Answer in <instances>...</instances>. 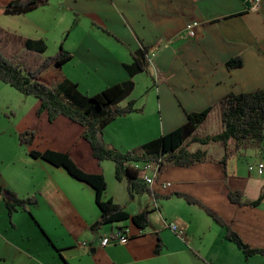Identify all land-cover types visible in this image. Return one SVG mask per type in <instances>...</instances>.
<instances>
[{"label":"crops","instance_id":"0c3cea01","mask_svg":"<svg viewBox=\"0 0 264 264\" xmlns=\"http://www.w3.org/2000/svg\"><path fill=\"white\" fill-rule=\"evenodd\" d=\"M13 1L0 0V49L6 54L23 51L28 40H45L46 54L51 46L58 52L64 49L72 56L64 66L65 77L88 96L133 82L131 95L119 106L134 100L143 113L121 117L105 128L106 142L121 152L179 128L188 113L212 109L203 126L212 117L221 125L219 103L224 97L264 90V0L258 7L254 0H50L28 14L7 15ZM191 24L197 25L195 38L189 36ZM143 48L149 69L132 76L128 67L133 54ZM236 57H241L242 66L228 70L225 64ZM15 92L17 102L24 104L18 114L23 112V120L35 126L23 129L13 123L17 113L0 119V186L20 199L33 196L37 204L10 214L9 196L0 197L2 264H264L262 255L247 259L201 206L178 196L197 199L246 244L264 249V168L259 173L264 153L247 151L224 167L221 145L223 151L214 156L202 150L208 161L191 167L166 165L154 195L131 199L127 184L126 189L117 186L121 192H108L103 163L84 165L92 152L81 127L73 129L76 124L63 117L50 123L47 112L38 114L39 100ZM27 130L37 134L31 148L20 143V134ZM42 140L45 146L38 150ZM48 149L68 153L82 168L102 174L108 182L106 198L131 217L149 210L151 226L141 230L131 219L99 224L102 212L93 188L64 168L29 155L31 150ZM168 183L170 187L163 186ZM235 191L249 201L263 200L256 207H241L229 199ZM168 224L177 225L184 237ZM119 228L130 230L128 244L102 247L100 241ZM159 244L162 251L156 254Z\"/></svg>","mask_w":264,"mask_h":264},{"label":"trees","instance_id":"16d2710c","mask_svg":"<svg viewBox=\"0 0 264 264\" xmlns=\"http://www.w3.org/2000/svg\"><path fill=\"white\" fill-rule=\"evenodd\" d=\"M50 0H16L6 7L7 15H23L32 12ZM45 40H28L23 51L16 55H8L0 49V82L14 88L27 97L40 101L38 114L48 113L49 122L63 117L83 129L82 138L90 145L93 158L99 163L111 161L115 164V177L118 182L127 184L129 197L134 199L140 194L154 195L153 191L141 179L140 172L149 163L162 160L161 171L166 165L191 167L209 160L206 151H190L189 146L199 144L208 146L219 144L224 149L221 164L226 167L227 161L240 156L247 151L264 153V90L249 93L229 94L219 103L222 130L213 136L199 137L197 131L203 125L212 109L200 113H188L187 122L179 128L128 152H121L111 147L105 140V128L118 118L138 113L144 109L138 108L134 100L124 107L119 104L129 98L134 84L129 81L109 87L102 92L88 96L79 91L78 86L69 81L64 74V66L72 58L71 54L61 49L53 56H47ZM241 57L229 60L225 67L228 70L240 68ZM148 51L146 48L133 54V63L128 67L132 76L149 69ZM37 140L34 131H24L20 134V143L31 148ZM29 155L41 159L55 167L64 168L71 177L89 185L96 193V203L102 212L101 225L132 220L133 224L146 230L151 226L150 211L145 210L135 216H130L121 205L113 199H107L108 184L102 174L92 173L82 168L73 157L61 151L52 149L43 152L31 150ZM142 163V168L134 165ZM9 196L7 208L12 214L18 209L28 211V207L36 205L35 197L20 199L12 192L0 186V197ZM156 196V195H155ZM187 202L201 206L205 212L226 230V239L234 243L247 259L264 256V249H256L246 244L241 236L218 213L204 206L197 199L178 194ZM157 198V197H156ZM231 203L241 207H256L263 200H246L241 191L231 192ZM162 244L155 253L160 254ZM2 264V260H0Z\"/></svg>","mask_w":264,"mask_h":264},{"label":"rangeland","instance_id":"374dc122","mask_svg":"<svg viewBox=\"0 0 264 264\" xmlns=\"http://www.w3.org/2000/svg\"><path fill=\"white\" fill-rule=\"evenodd\" d=\"M68 28V27H66ZM68 29H65V31H63V34L66 33ZM59 34H60V30H58L57 32V38H59ZM58 49L55 48V46H51L50 49H49V52L46 54V55H49V54H56L58 51ZM53 56V55H51ZM0 92H2L4 89H9V91L11 92H3V93H0V119H3L5 117V115H7L8 117L10 118H13V115L12 114H18V109L23 107L24 104L22 102H17V92H15V90L11 89L8 85L0 82ZM8 100H12L13 103H8ZM32 103H36V100L32 99L31 100ZM20 112V111H19ZM22 113L23 112H20L18 114V116H16V118L13 119V123H14V120H16V124L18 125L19 124V127L23 128V129H26V128H30L32 126V128L35 126L33 121H27L25 122L22 118ZM133 114H138V113H133ZM20 116V118H19ZM119 119V118H118ZM218 118H215V117H212L210 119V121L205 124L204 126L201 125V127L198 129L197 131V135L199 137H205L206 135L209 136V135H215V134H218L220 131H221V125L219 124V120H217ZM116 121V120H115ZM36 123H38V118H37V121H35ZM28 124V125H26ZM33 124V125H32ZM70 122H67V125L70 126ZM74 127L73 129H78V131H80V126L78 125H74L72 126ZM74 133L75 130H73ZM104 134H105V131H104ZM45 146V142L42 140L38 143L37 145V149L38 150H41L43 147ZM189 150L194 152L196 150H207L209 152L210 155H216L218 151H223L222 148L220 147L219 144H215V145H211V146H207V147H204V146H201L199 144H193V145H190L189 146ZM91 158L88 159V163H85L84 165L85 166H90V165H96L98 162L93 160L92 156H90ZM103 165H104V169L108 175V178H109V190L108 192L111 193V194H115L116 190L117 192H121L117 189V186L118 187H124V189H126V183L123 182H118L116 180V177H115V164L111 161H105L103 162ZM110 167L109 168H107ZM136 168H142V163H137L134 165ZM96 167V166H95ZM90 168V167H88ZM110 175V176H109ZM107 181V180H106ZM108 184V182H107Z\"/></svg>","mask_w":264,"mask_h":264},{"label":"built area","instance_id":"2783aa9c","mask_svg":"<svg viewBox=\"0 0 264 264\" xmlns=\"http://www.w3.org/2000/svg\"><path fill=\"white\" fill-rule=\"evenodd\" d=\"M260 0H254L255 7L259 6ZM196 24H191L189 25L188 32L189 36L191 38L196 37ZM162 160H158L157 162L149 163L140 172V177L141 179L148 185V187L152 190L154 185L156 184L157 179L159 178L158 176L161 173V164ZM264 168V165H260L259 169L260 172L262 173V169ZM164 187H170L171 184H164ZM167 227L178 237L183 238L184 237V231L181 230L177 225L175 224H168ZM131 238V233L128 228H119L118 230L114 231L111 233L108 237L103 238L100 241V244L102 247H107L111 243L116 242L119 245L125 246L128 244L129 240Z\"/></svg>","mask_w":264,"mask_h":264}]
</instances>
